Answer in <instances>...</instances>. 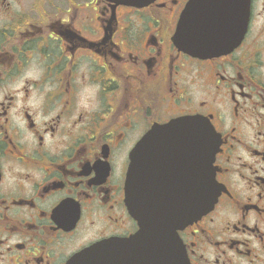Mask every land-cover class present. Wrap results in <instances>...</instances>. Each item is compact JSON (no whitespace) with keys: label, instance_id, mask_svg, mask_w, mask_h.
Returning a JSON list of instances; mask_svg holds the SVG:
<instances>
[{"label":"flooded vegetation","instance_id":"1","mask_svg":"<svg viewBox=\"0 0 264 264\" xmlns=\"http://www.w3.org/2000/svg\"><path fill=\"white\" fill-rule=\"evenodd\" d=\"M188 2L0 0V264H68L134 236L133 154L185 117L215 129L220 194L179 232L184 264H264V0L210 58L173 40ZM177 149L145 146V176L195 196L196 154Z\"/></svg>","mask_w":264,"mask_h":264},{"label":"water","instance_id":"2","mask_svg":"<svg viewBox=\"0 0 264 264\" xmlns=\"http://www.w3.org/2000/svg\"><path fill=\"white\" fill-rule=\"evenodd\" d=\"M109 1L116 5L145 7L156 0ZM250 1L189 0L177 26L173 39L175 44L179 49L195 56L205 55L207 57L213 53L221 55L231 51L245 35L249 21ZM211 50L218 51L212 52ZM200 129H202V123L194 119L176 120L154 130L141 141L133 154L126 183L127 204L132 217L139 224V233L132 240L121 242L112 240L97 244L78 254L68 264H112L115 257L120 260L124 259L126 249L129 251L134 245V249L140 247L145 252L148 250L149 255L154 253V257H156L158 247L162 245L163 235L165 254L160 264H182L181 259H178V253L171 250L172 247L176 250L174 242L176 231L192 221L200 219L213 207L219 194L214 182V175L213 183L209 180L210 184H207L204 189L198 183L196 199L193 200L196 210L190 215L182 216L179 213L177 202L166 207L169 200L164 199L158 200L159 209L156 207L155 212L159 211L161 215H157L147 207L148 202H153L146 194L150 187V181H152V175L145 176L143 148L149 144L158 147L192 144L193 147H196V141L200 139ZM191 151H195V149L193 148ZM216 151L217 149L214 147L212 162ZM154 259L156 258H152V260L150 258L148 263L144 261L140 264H158ZM130 260L128 264H139L134 259ZM116 261V264H120L119 260Z\"/></svg>","mask_w":264,"mask_h":264}]
</instances>
